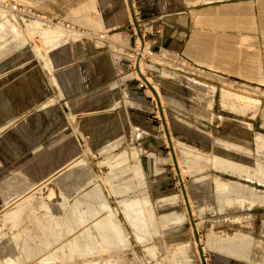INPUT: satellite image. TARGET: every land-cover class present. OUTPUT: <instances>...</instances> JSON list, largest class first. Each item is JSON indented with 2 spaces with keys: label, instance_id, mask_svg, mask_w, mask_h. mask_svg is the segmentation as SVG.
<instances>
[{
  "label": "rangeland",
  "instance_id": "obj_1",
  "mask_svg": "<svg viewBox=\"0 0 264 264\" xmlns=\"http://www.w3.org/2000/svg\"><path fill=\"white\" fill-rule=\"evenodd\" d=\"M133 1L207 264H264V0ZM240 1L246 26L190 13L209 45L254 48V77L155 45L171 12ZM136 35L124 0H0V264H202Z\"/></svg>",
  "mask_w": 264,
  "mask_h": 264
},
{
  "label": "crops",
  "instance_id": "obj_2",
  "mask_svg": "<svg viewBox=\"0 0 264 264\" xmlns=\"http://www.w3.org/2000/svg\"><path fill=\"white\" fill-rule=\"evenodd\" d=\"M246 3L247 2L240 1L237 3H227L220 6H207L203 9H198V7H195V5L192 6L193 8H191L190 6V8L188 6H185L184 10H180L179 12H171V16L167 21L166 31L161 37L155 38V45L158 41V45H164L165 49L171 53H174L173 49L177 48L181 58L185 59V61L189 62L190 64L201 65L203 68H210L215 71L222 70L236 72V75L239 76L254 77L256 75L254 71H256V67L258 64L257 53L254 51V48H241V56L238 57L239 49L230 51L227 49H223L218 45H209L208 41L204 42L200 35V30L203 28H201L199 25H195L190 13V11L193 10L196 17H201V19H203L204 21H208L211 23L216 22L218 24L228 25L244 24V26H246L250 23L245 14L244 6L246 5ZM173 5L174 4H172V6ZM182 13H185V21H183V19H180L183 16L181 15ZM257 22L260 28L264 30V15H260L257 19ZM116 25L119 26L120 21H117ZM237 37H239V35ZM144 39L149 41L145 37V35ZM180 39L181 43H179ZM244 39L247 46H252L253 42L251 38L245 37ZM261 47L263 53L261 74H258L256 76H260L262 78L263 84L264 45H262ZM200 61H202V63H207L208 66L201 64ZM180 86L181 90L184 91V83H181ZM167 91H170V93L175 95L172 89H167ZM171 161L173 162V159H171Z\"/></svg>",
  "mask_w": 264,
  "mask_h": 264
},
{
  "label": "bare ground",
  "instance_id": "obj_3",
  "mask_svg": "<svg viewBox=\"0 0 264 264\" xmlns=\"http://www.w3.org/2000/svg\"><path fill=\"white\" fill-rule=\"evenodd\" d=\"M125 1V5H126V9H127V12H128V15H129V17H130V19H131V21H132V23H133V25H134V29H135V31H136V43H135V54H134V57H133V66H134V70H135V75H137V77L139 78V83L141 84V85H146V88L151 92V94L153 95V98H154V100H155V104H156V107H157V111H158V114H159V116H160V113H159V109H158V105H157V101H156V97H155V94L153 93V91L151 90V88L148 86V84L146 83V81L141 77V75H140V73H142V75L145 77V79L152 85V87L154 88V90L156 91V93H157V96H158V99H159V101H160V103H161V106H162V109H163V114H164V117L166 118V113H165V108H164V100H163V97H162V95H161V93H160V91H159V88L157 87V85H156V83L151 79V77L145 72V70H144V68H143V66H142V64H141V57H142V55H143V52L147 49V47H148V41L147 40H145V39H142L141 38V35H143V37H144V35H145V32H144V28H143V25L141 24V23H139V22H141V21H138V27H139V29H140V32H141V35H139V32L137 31V29H136V27H135V23H134V20H133V16H132V12H131V8H130V5H129V2H128V0H124ZM163 2H165V1H167V0H162ZM103 2H104V0H103ZM131 3H132V6H133V10H134V13H135V16L138 18L139 17V15H138V10H137V8H136V4H135V2L133 1V0H131ZM105 4L106 5H108V6H113V5H115L116 4V0H105ZM33 23H35V24H39V21L37 20V19H35V20H33ZM45 31H47V30H45ZM101 35V34H100ZM104 36V35H103ZM103 36H100V37H103ZM57 37H55V38H50L51 40H55V41H57V39H56ZM62 42V41H61ZM57 43V42H56ZM59 46V45H58ZM59 48V47H58ZM139 49V50H138ZM57 50V49H56ZM61 50V49H60ZM48 51V50H47ZM56 52V51H55ZM45 60V59H44ZM48 62V61H47ZM136 63L138 64V68L139 69H137V67H136ZM66 66V65H65ZM36 73V72H35ZM34 73V74H35ZM134 73V72H133ZM37 74V73H36ZM131 75V74H130ZM26 82H31V83H33L34 85H35V83H34V81H33V79L31 78V76H30V74L28 73L27 74V76H26ZM64 82V81H63ZM35 87V86H34ZM36 91H37V89H36ZM35 94H37V92L35 93ZM36 98V97H35ZM166 120V124L168 125V122H167V118L165 119ZM162 127H163V123H162ZM164 128V127H163ZM163 131H165V130H163ZM170 134V133H169ZM164 136H165V140H166V142H167V144H168V141H167V136H166V133L164 132ZM255 137H256V139H260V138H262V135H260V133H258V134H255ZM172 136H171V134H170V139H171V143H172V147L175 149V144H174V141L172 140ZM173 149V150H174ZM169 153H170V157H171V159H172V156H171V152H170V149H169ZM177 157V156H176ZM177 161H178V159H177ZM178 165H179V171H180V175H181V177L182 178H184L183 177V170H184V168L182 169L181 167H180V164H179V161H178ZM182 166V165H181ZM174 167V166H173ZM62 168V167H61ZM58 169H60V168H58ZM61 170V169H60ZM174 170H175V168H174ZM175 174H176V176H177V172L175 171ZM215 179V185H216V188L219 190V189H225L226 187H229V185H230V183L228 182V181H225V180H222V178H220V177H215L214 178ZM179 182V181H178ZM186 187V186H185ZM181 191V190H180ZM188 191V190H187ZM186 191V192H187ZM188 193V192H187ZM181 195H182V193H181ZM188 196V195H187ZM264 198V197H263ZM261 201H262V196H261V199H260ZM188 201H189V204H190V207H191V210H192V212H193V205L191 204V201H190V198H189V196H188ZM185 205V204H184ZM186 207V206H185ZM128 218H129V220L130 221H132L133 222V225L136 227V228H138V230L140 229V227L143 225V223H144V219H143V217H142V214H141V212H139V210H136L134 213H133V215H129L128 214ZM196 226H197V224H196ZM107 233V232H106ZM109 235L110 234H106L105 235V237H106V239H109ZM136 236L137 237H139V235L138 234H136ZM200 237V236H199ZM194 245H196L195 247H197V241H196V239H194ZM200 243H201V245H202V248H203V251L205 252V248H204V246H203V242H202V240L200 239ZM197 249V248H196ZM198 255H199V253H198ZM206 255V254H205ZM199 257H200V255H199ZM56 262V261H55Z\"/></svg>",
  "mask_w": 264,
  "mask_h": 264
},
{
  "label": "water",
  "instance_id": "obj_4",
  "mask_svg": "<svg viewBox=\"0 0 264 264\" xmlns=\"http://www.w3.org/2000/svg\"><path fill=\"white\" fill-rule=\"evenodd\" d=\"M128 2H129V5H130V8H131V12H132V16H133V20H134L136 29L139 32V35H141L140 29L138 27V20H137V17L135 16L131 0H128ZM141 38L144 39L143 35H141ZM136 67H137V69H139L137 63H136ZM140 75L146 81L148 86L151 88V90L155 94L157 105H158V109H159V113H160V116H161V119H162V123H163V127H164V130H165L166 136H167L168 146L170 148L171 156H172V159H173V164H174L175 170H176L177 175H178L180 188H181V191H182V194H183V198H184V201H185V205H186L188 214L190 216L191 225H192V228H193V233H194L195 239L197 241V247H198V252H199V255H200L201 263L202 264H207L206 255H205V253L203 251V248H202V245L200 243V239H199V235H198V232H197V228H196L193 216H192L191 207L189 205L187 192H186L185 185H184V182L182 180V177L180 175L179 166H178V163H177V160H176L175 152H174L173 147H172L170 134H169V130H168V127H167V124H166V120H165L164 114H163V109H162L161 103H160V101L158 99V96H157V93L154 90V88L152 87V85L145 79V77L142 75V73H140Z\"/></svg>",
  "mask_w": 264,
  "mask_h": 264
},
{
  "label": "built area",
  "instance_id": "obj_5",
  "mask_svg": "<svg viewBox=\"0 0 264 264\" xmlns=\"http://www.w3.org/2000/svg\"><path fill=\"white\" fill-rule=\"evenodd\" d=\"M157 30H160V29H157ZM153 52H154V51H153L152 49H150L148 54H149V55H153V54H154ZM140 85H141V84H140Z\"/></svg>",
  "mask_w": 264,
  "mask_h": 264
}]
</instances>
